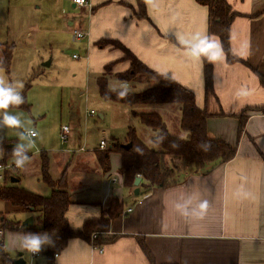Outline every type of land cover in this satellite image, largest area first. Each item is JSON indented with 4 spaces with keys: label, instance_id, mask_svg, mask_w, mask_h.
Listing matches in <instances>:
<instances>
[{
    "label": "crops",
    "instance_id": "0c3cea01",
    "mask_svg": "<svg viewBox=\"0 0 264 264\" xmlns=\"http://www.w3.org/2000/svg\"><path fill=\"white\" fill-rule=\"evenodd\" d=\"M88 1L89 7L77 8L69 0L73 9H80V18L77 22L65 19V26L86 33L82 50L87 73L98 75L95 83L108 66L113 77L129 69L130 62L120 50L95 45L100 40L117 41L148 69L190 90L196 107L210 115L208 136L236 145V154L208 174H191L171 187L138 185L136 196L134 186L123 184L118 153L109 154L104 172L97 160L99 143L88 151L78 139L76 148L64 149L55 157L58 178L48 172L53 181L62 175L66 178L72 201L65 215L68 224L81 229L85 221L98 219L114 197L123 204V211L105 228L104 236L115 239L103 244L102 252L84 240L71 239L52 264H148L138 238L144 240L156 264H264V114H249L239 137L236 118L245 108L264 106V87L258 78L264 77V0H226L237 14L229 28L230 50L242 62L228 64L222 52L210 63L213 95L207 98L202 59L188 56L184 44L196 34H208L206 7L195 0H142L146 18L137 19L136 0ZM5 45L0 46V60ZM122 85L126 84L119 82L114 89ZM86 117L92 116L87 112ZM71 139L69 127L68 140L61 145ZM42 157L48 160L45 154ZM10 179L20 186V173ZM203 202L207 206L200 209ZM178 203H186L189 215L181 214L175 207ZM0 208V223L22 226L32 217L35 225L34 215L9 202L0 201ZM127 209L131 212L126 213ZM2 231L0 245L9 259L15 261L22 254L25 264H47L40 252L32 256L19 247L17 234L22 232Z\"/></svg>",
    "mask_w": 264,
    "mask_h": 264
},
{
    "label": "trees",
    "instance_id": "16d2710c",
    "mask_svg": "<svg viewBox=\"0 0 264 264\" xmlns=\"http://www.w3.org/2000/svg\"><path fill=\"white\" fill-rule=\"evenodd\" d=\"M195 1L207 8V32L210 36L218 38L226 62L228 64L242 62L232 54L229 45V28L237 14L231 10L226 0ZM134 14L137 19L146 18L142 0H136ZM95 45L100 49L108 45L114 48L120 47L126 52L130 66L126 72L114 76L118 82L126 84L129 82L153 83L152 86L139 93L125 91L126 94L121 97L117 93L122 89H110L106 80L104 79V81L102 80L103 77H99L96 84L98 95L102 100L127 107L177 105L180 107L179 127L188 135L187 139L171 135L158 113L134 112L133 114L138 118L140 124L155 132L152 142L156 149L151 150L145 146L137 138L135 130L128 127L124 144L114 142L110 148L96 152L97 160L104 172L109 167V154L115 152L121 157L119 174L125 187L133 188L135 178L140 176L141 183L139 186L143 187L146 184L163 189L176 185L180 179L191 174H208L218 165L234 158L236 145H229L208 136L206 121L210 115L204 108L196 107L194 94L190 90L180 86L166 75L148 69L117 41L100 40ZM12 51V45H9L8 50L2 52V59L0 60V67L8 75ZM123 59L125 60V58ZM201 59L203 62L204 95L207 98L213 95L212 68L206 58L202 57ZM109 68L108 66L105 70ZM40 75V72L33 71L30 80ZM258 78L260 85L264 87V77L258 76ZM29 87V85H25L21 91L24 103L19 106H10L9 109L28 108L25 102V93ZM251 113L264 114V106L245 108L237 115L238 137L243 132L245 122ZM161 136L163 139H160ZM15 143L16 140L0 137V164L12 163L11 149ZM204 143L210 145L207 151L200 147ZM127 144L130 147L125 149L123 145ZM137 148L141 151L138 152ZM28 155L30 158L29 152ZM41 161V180L49 187V196L32 193L17 184L10 183L12 177L10 174L13 173L11 170L4 173V182L0 184V201L9 202L12 206L19 207L34 215L35 225L21 226L20 222H2L1 229L31 233L50 232L55 240V245L42 248L40 251L46 258L47 264H52L54 254L62 252L71 239L84 240L94 248L113 241L115 237H106L103 232L111 220L122 214L123 204L115 197L110 198L98 219L87 220L81 229H73L65 217L69 206L72 204L67 191L66 178L62 175L58 180L52 181L48 174L47 160L41 156ZM174 162H179L182 167V176L178 173V166ZM92 234L95 235L93 240H91ZM137 242L148 264H156L144 240L138 238ZM0 264H13V261L2 250L1 245Z\"/></svg>",
    "mask_w": 264,
    "mask_h": 264
},
{
    "label": "rangeland",
    "instance_id": "374dc122",
    "mask_svg": "<svg viewBox=\"0 0 264 264\" xmlns=\"http://www.w3.org/2000/svg\"><path fill=\"white\" fill-rule=\"evenodd\" d=\"M79 18L80 9H73L69 0H0V46L6 44L4 51L12 45L13 50L9 75L0 67V81L13 84L20 92L25 85L30 86L25 93L28 108L8 111L19 114L26 126L38 133L28 150L31 157L26 166L10 176L20 173V186L42 196H49L50 189L39 175L41 156L48 157V172L57 177L55 157L64 154L61 153L64 149L76 148L78 139L80 146L86 145L88 151L95 149L101 140L107 144H124L130 127L145 146L156 149L152 142L155 132L140 124L132 112L158 113L171 135L188 138L179 127L180 107L177 105L127 107L100 98L95 83L98 75L86 71L85 51L82 50L84 40L75 41L72 29L65 26V19L77 22ZM117 49L125 60H129L122 48ZM74 55L78 59H73ZM46 63L49 65L45 66ZM38 68L42 75L30 80L32 71ZM102 77L109 82L110 88H117L119 82L109 69ZM152 85L129 82L121 89L139 93ZM89 111L95 115L87 118ZM64 126L71 128L72 139L62 146L59 133ZM16 133L15 129H0L1 138L17 141ZM174 164L182 176L179 162Z\"/></svg>",
    "mask_w": 264,
    "mask_h": 264
},
{
    "label": "clouds",
    "instance_id": "9594fccd",
    "mask_svg": "<svg viewBox=\"0 0 264 264\" xmlns=\"http://www.w3.org/2000/svg\"><path fill=\"white\" fill-rule=\"evenodd\" d=\"M187 55L195 61H201L206 58L209 63L218 60L222 55V48L218 40L212 38L209 34H196L190 40H184ZM123 97L126 93L121 90L117 93ZM24 103V97L20 91L11 83L0 81V129L17 130V141L11 149L12 164L16 168H24L29 160L28 150L34 144V137L38 133L26 126V122L17 113L8 111L10 106H19ZM160 139H163L161 136ZM200 147L207 151L210 145L204 143ZM141 151L139 148L136 149ZM206 202L199 205L200 209L206 208ZM182 215H189L185 204H176L175 206ZM19 247L32 253L37 254L45 247H53L55 240L50 232H22L17 234Z\"/></svg>",
    "mask_w": 264,
    "mask_h": 264
},
{
    "label": "built area",
    "instance_id": "2783aa9c",
    "mask_svg": "<svg viewBox=\"0 0 264 264\" xmlns=\"http://www.w3.org/2000/svg\"><path fill=\"white\" fill-rule=\"evenodd\" d=\"M71 2L77 8L89 7V1L88 0H71ZM71 34H72L73 38L76 41H80V40L84 39L87 36L84 31L79 30V29H72L71 30ZM73 58L77 59L78 57L74 55ZM88 115L93 116V115H95V113L93 111H89ZM68 135H69V128L67 126L62 127L61 130H60V133H59V141H60L61 144H65L67 142ZM108 148H110V145H108L105 140H101L99 142V145H98V149L99 150L103 151V150H106ZM10 170L11 171H15L16 170V167L12 163L0 164V183H2V181L4 179V173L6 171H10ZM138 177H140V176H138ZM112 182H115V180H112ZM129 212H131V209H127L126 210V213H129ZM2 235H3V231L0 230V238L2 237ZM94 238H95V235L92 234L91 235V240H93ZM97 249H98L99 252H102V250H103L102 247H98ZM30 254L32 256H38V253L37 254L30 253ZM53 257L56 258L57 254H54Z\"/></svg>",
    "mask_w": 264,
    "mask_h": 264
},
{
    "label": "water",
    "instance_id": "95a60500",
    "mask_svg": "<svg viewBox=\"0 0 264 264\" xmlns=\"http://www.w3.org/2000/svg\"><path fill=\"white\" fill-rule=\"evenodd\" d=\"M45 66L49 65V63L44 64ZM125 149H128L130 147L129 144L123 145ZM140 177H136L133 183V186L135 187L134 194L137 196L138 195V185L140 182ZM10 183H17L15 179H10ZM33 219L32 217L27 218L23 223L22 226H32ZM13 264H25L24 260L22 259V254L18 255V259L13 261Z\"/></svg>",
    "mask_w": 264,
    "mask_h": 264
}]
</instances>
